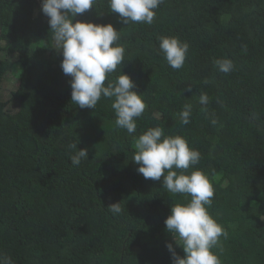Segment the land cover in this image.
<instances>
[{
	"label": "trees",
	"instance_id": "trees-1",
	"mask_svg": "<svg viewBox=\"0 0 264 264\" xmlns=\"http://www.w3.org/2000/svg\"><path fill=\"white\" fill-rule=\"evenodd\" d=\"M41 5L0 0V256L11 264H173L172 243L183 257L164 222L190 196L170 193L163 177L146 180L133 161L134 139L161 127L200 153L186 174L201 170L214 189L208 211L228 233L213 249L221 264H264V0H164L151 24H124L108 0H96L74 18L119 31L124 62L105 86L123 72L135 81L147 107L132 134L116 126L112 99L101 96L92 109L71 102ZM160 36L189 44L181 69L169 67ZM222 58L232 71L218 70ZM185 104L188 125L179 117ZM84 148L88 159L74 166L70 157ZM114 203L120 214L107 209Z\"/></svg>",
	"mask_w": 264,
	"mask_h": 264
},
{
	"label": "clouds",
	"instance_id": "clouds-1",
	"mask_svg": "<svg viewBox=\"0 0 264 264\" xmlns=\"http://www.w3.org/2000/svg\"><path fill=\"white\" fill-rule=\"evenodd\" d=\"M163 2L108 0L111 13L119 14L124 24H151L156 16L155 10ZM95 3L96 0H42L41 10L48 17L55 49H59L63 55L60 67L65 75L71 77V102L79 108L92 109L96 108L101 96L112 99L116 126L132 134L137 127L136 118L141 117L147 107L141 94L134 90L135 81L123 72L105 86L108 75L124 62V47L114 46L120 38L119 31L111 23L73 22L75 17L92 9ZM157 39L169 67L181 69L189 44L177 37L160 36ZM214 64L223 73L234 68L232 60L228 58L216 59ZM199 102L207 105L209 97L203 94ZM191 111V104H185L179 113L182 125L191 122ZM212 123L215 125L217 121L213 120ZM69 147L78 148L76 144ZM134 148L133 161L139 165V174L153 181H160L163 177L162 187L170 193L190 196L187 203L171 205V213L164 222L167 231L185 253L181 257L173 244L168 243L173 264H221L213 249L221 246L220 238H227L228 233L208 211L214 189L201 170L186 174L190 167L199 163V151L191 148L188 141L179 135H165L161 127L149 128L135 138ZM70 158L72 164L78 166L83 159H88V150L78 149ZM107 209L114 215L122 212L121 203L111 204ZM0 264H11V260L0 256Z\"/></svg>",
	"mask_w": 264,
	"mask_h": 264
},
{
	"label": "rangeland",
	"instance_id": "rangeland-1",
	"mask_svg": "<svg viewBox=\"0 0 264 264\" xmlns=\"http://www.w3.org/2000/svg\"><path fill=\"white\" fill-rule=\"evenodd\" d=\"M7 85H8L7 87L9 88V90H12L13 87H15L17 85V82L14 79V80L9 81Z\"/></svg>",
	"mask_w": 264,
	"mask_h": 264
}]
</instances>
